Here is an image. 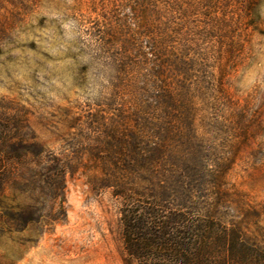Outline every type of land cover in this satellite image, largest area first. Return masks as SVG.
Listing matches in <instances>:
<instances>
[{"label": "rangeland", "instance_id": "1", "mask_svg": "<svg viewBox=\"0 0 264 264\" xmlns=\"http://www.w3.org/2000/svg\"><path fill=\"white\" fill-rule=\"evenodd\" d=\"M148 42L187 114L165 124L169 199L189 185L196 214L264 245V0H0V264H126L91 126L146 101L121 70ZM145 178L128 182L142 202Z\"/></svg>", "mask_w": 264, "mask_h": 264}, {"label": "trees", "instance_id": "2", "mask_svg": "<svg viewBox=\"0 0 264 264\" xmlns=\"http://www.w3.org/2000/svg\"><path fill=\"white\" fill-rule=\"evenodd\" d=\"M132 10L136 12L137 8ZM151 33L146 35L150 38ZM148 45L144 49L131 50L139 56L141 63H127L121 70L131 75V80L127 79L126 83L130 82L135 91L138 84L143 86L136 94L143 95L146 101L127 115L125 112L116 115V119H112L114 127L107 125L105 116L96 119L98 127L91 126L95 131L100 128L102 135L98 138L101 145L92 153L94 161L112 169V175L100 185L103 188L117 186L121 190L115 195L125 200L122 210L125 263L264 264V245L251 240L244 230L232 226L225 228L219 213L211 214L210 210L204 209L196 214L191 186L181 183L180 190L176 191L179 200L169 199L171 193L164 188L162 180L165 176L162 171L165 166V147L162 145L166 138L165 124L174 126L179 114H187L181 112V101L173 91L165 89L168 78L165 67L174 69V63H155L158 44L148 42ZM143 63L147 67L144 68ZM173 129L170 127L167 133L174 132ZM9 142V138L3 140L6 145ZM6 157L20 158L19 155ZM61 168V176L75 171L69 164ZM142 172L153 186L150 192L141 195L146 197V202L137 198L140 193L128 187L130 177L135 179L136 174Z\"/></svg>", "mask_w": 264, "mask_h": 264}]
</instances>
